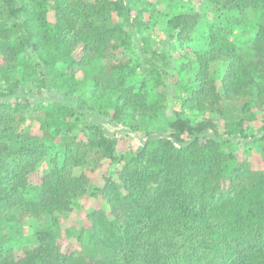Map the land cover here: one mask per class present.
<instances>
[{"label":"trees","instance_id":"1","mask_svg":"<svg viewBox=\"0 0 264 264\" xmlns=\"http://www.w3.org/2000/svg\"><path fill=\"white\" fill-rule=\"evenodd\" d=\"M190 1L213 21L227 13L234 28L254 29L251 46L214 25L194 39L202 17L180 0H0V222L49 219L36 247L0 264H264V171L222 153L231 140L264 145V126L258 136L245 127L254 106L264 109V0ZM157 26L165 39L151 37ZM193 42L195 58L180 68L193 75L175 84L180 110L161 132L167 96L156 91L172 77L171 51ZM218 62L227 67L219 81L211 73ZM137 75L139 87L130 83ZM185 111L225 119L227 138L213 120L194 124ZM12 113L19 117L9 128ZM24 117L49 143L64 140L62 166L52 161L32 197L27 178L48 153L22 134ZM105 124L143 132L140 146L118 151ZM90 157L107 161L117 179L104 176L106 210L87 216L81 249L63 253L56 216L86 193L88 178L73 169Z\"/></svg>","mask_w":264,"mask_h":264},{"label":"rangeland","instance_id":"2","mask_svg":"<svg viewBox=\"0 0 264 264\" xmlns=\"http://www.w3.org/2000/svg\"><path fill=\"white\" fill-rule=\"evenodd\" d=\"M151 4H157L158 0H147ZM161 4L158 8L161 11H172L176 13L177 9H172L169 5H166L164 1H159ZM180 7L184 11L196 12L201 15V21L199 26L196 28L194 39H198L204 32H207L208 25H214L222 30L225 34H230L228 40L234 42L238 47L244 48L245 50L251 46V43L255 39V30L252 28L243 31L242 29H236L231 24L228 14H220L217 20H212L206 13V9L197 6L196 3L190 0H180ZM167 6V7H166ZM169 6V8H168ZM150 8V7H148ZM230 17V15H229ZM167 33L163 26H157L151 33L152 38H157L158 40L165 39ZM195 42L187 43L182 48H176L171 51V57L176 60H172L173 70L172 77L165 82L164 87L158 88L157 93H166L167 101L165 103V110L160 114V120L157 127L161 132L168 131V123L174 120V112L180 110V101L177 99L180 95L176 83L186 81L192 77V71L181 73L180 68L182 65H186L188 62L193 61L195 58ZM198 50H200L198 48ZM118 60L112 61L117 62ZM226 65L223 62H218L211 66V73L216 76L217 81H219L226 72ZM140 77L135 76L130 83L136 87H139ZM151 89V86L147 84L146 90ZM138 92V91H137ZM0 98V103L1 102ZM31 101V100H29ZM6 104V101L3 102ZM235 110V109H233ZM233 117L229 121H237L235 115L239 114L237 110L233 111ZM252 112L255 115L254 121L251 123H246L245 127H249V133L253 136H258L260 128L264 126V109L257 107L252 108ZM187 118L191 120L192 123L196 124L204 119H211L218 126V132L223 138H227L225 135V119L218 116H211L197 114L191 111H185ZM12 118L9 119L7 127L12 128L18 122L19 115L13 114ZM25 121L21 124L20 130L22 134H28L30 138L38 139L42 142L46 148L48 157L40 163L34 172L29 174L27 181L29 186H31L32 191L30 196L36 194L37 188L40 187L42 183V178L45 174L54 167L52 161H55L56 166L60 168L63 163V153H61L60 145L64 141L61 137L57 138L53 144L49 143V140L43 136L41 130L39 129V123L30 120L27 117L23 118ZM105 128L109 133L113 134L116 139H118V151L124 152L129 150H135L140 146L143 138V132L132 133L125 130L123 125H109L105 124ZM167 130V131H164ZM154 133L156 131H153ZM76 140H83L81 134L76 135ZM232 152L237 160L242 163H246L251 171H264V145L260 143H255L251 139L241 141L236 143V141L231 140V142L222 148V153L226 154ZM85 165H81L73 169V175L79 177L84 175L89 180V185L87 187L86 193L73 201L71 211L69 213L56 216L58 222V242L63 253H70L73 251H79L83 245V240L86 237V231L89 229L90 223L87 216L96 211H105L106 206L102 196L99 194V190L104 185V176H110L113 179H117L116 174H107L108 162L104 161L102 164H96L93 160L94 157H90ZM120 166L117 171L120 170ZM34 198V197H33ZM49 229V219L43 216H32L30 214H22L20 221L18 223H3L0 222V260L2 259H13L18 260L23 257V253L29 249H32L38 245L37 234L41 229Z\"/></svg>","mask_w":264,"mask_h":264}]
</instances>
